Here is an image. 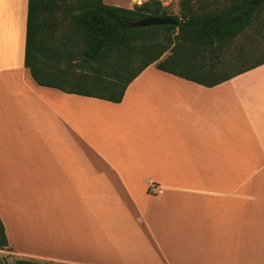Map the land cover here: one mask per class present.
<instances>
[{"label": "crops", "instance_id": "1", "mask_svg": "<svg viewBox=\"0 0 264 264\" xmlns=\"http://www.w3.org/2000/svg\"><path fill=\"white\" fill-rule=\"evenodd\" d=\"M28 8L0 0V252L49 264H264V64L211 87L151 65L120 103L69 94L26 67Z\"/></svg>", "mask_w": 264, "mask_h": 264}, {"label": "trees", "instance_id": "2", "mask_svg": "<svg viewBox=\"0 0 264 264\" xmlns=\"http://www.w3.org/2000/svg\"><path fill=\"white\" fill-rule=\"evenodd\" d=\"M197 1L203 0L180 1L178 28L133 29L128 25L138 20L169 17L162 2L125 9L104 0H29L26 67L38 85L120 103L128 86L151 65L211 87L264 64V0H227L219 6L215 0L196 12L192 3ZM58 11L71 22L64 44L56 48L51 39ZM72 35L82 44L77 45ZM62 63L65 69L59 68ZM77 63L84 71L78 77L71 72ZM8 246L0 218V251Z\"/></svg>", "mask_w": 264, "mask_h": 264}, {"label": "rangeland", "instance_id": "3", "mask_svg": "<svg viewBox=\"0 0 264 264\" xmlns=\"http://www.w3.org/2000/svg\"><path fill=\"white\" fill-rule=\"evenodd\" d=\"M214 1L215 0L197 1V2L192 3V8L196 12H200L203 4H212ZM216 1H217V6H219L220 3L222 2H227V0H216ZM162 6L167 10V13L169 14L170 17L181 18L182 15H181L180 1L162 3ZM55 21H54V26H55L54 36H52L51 42L54 44L56 48H58L62 46V44H64L63 42L65 41L67 32L70 28L69 25H70L71 19L67 17L63 11H58L55 14ZM70 37H72L73 41L76 42L77 45L82 44V41L78 36L72 35ZM79 59L80 58L77 55L74 56V60H76L75 62L79 61ZM65 66H66V63L59 64L60 69H65ZM73 66H76V65H73ZM72 68H73V71L71 72H74L75 70L74 73L77 75V77L84 73L83 70H78V63H77V67H72ZM86 72H87L86 75H88L89 72L88 71ZM0 256H1V264H15L16 262L14 258L10 257L9 255L5 253L0 252Z\"/></svg>", "mask_w": 264, "mask_h": 264}, {"label": "water", "instance_id": "4", "mask_svg": "<svg viewBox=\"0 0 264 264\" xmlns=\"http://www.w3.org/2000/svg\"><path fill=\"white\" fill-rule=\"evenodd\" d=\"M181 23V18L179 17H147L136 22L130 23L128 27L136 29V28H149V27H162V26H173L178 28Z\"/></svg>", "mask_w": 264, "mask_h": 264}, {"label": "built area", "instance_id": "5", "mask_svg": "<svg viewBox=\"0 0 264 264\" xmlns=\"http://www.w3.org/2000/svg\"><path fill=\"white\" fill-rule=\"evenodd\" d=\"M148 193L151 195H161L163 193V190L161 189L160 186L151 182L148 187Z\"/></svg>", "mask_w": 264, "mask_h": 264}]
</instances>
